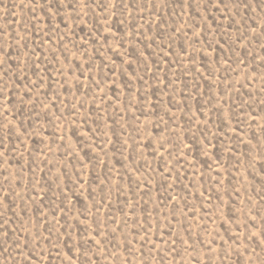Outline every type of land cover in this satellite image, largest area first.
<instances>
[{"label":"rangeland","instance_id":"obj_1","mask_svg":"<svg viewBox=\"0 0 264 264\" xmlns=\"http://www.w3.org/2000/svg\"><path fill=\"white\" fill-rule=\"evenodd\" d=\"M0 0V264H264V0Z\"/></svg>","mask_w":264,"mask_h":264},{"label":"snow or ice","instance_id":"obj_2","mask_svg":"<svg viewBox=\"0 0 264 264\" xmlns=\"http://www.w3.org/2000/svg\"><path fill=\"white\" fill-rule=\"evenodd\" d=\"M59 3H63V0H58ZM113 7H117L115 0H111ZM48 3H52V0H48ZM220 3L223 4L224 0H220Z\"/></svg>","mask_w":264,"mask_h":264}]
</instances>
